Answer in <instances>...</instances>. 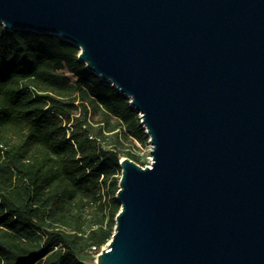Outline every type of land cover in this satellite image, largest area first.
I'll list each match as a JSON object with an SVG mask.
<instances>
[{
  "label": "water",
  "instance_id": "obj_1",
  "mask_svg": "<svg viewBox=\"0 0 264 264\" xmlns=\"http://www.w3.org/2000/svg\"><path fill=\"white\" fill-rule=\"evenodd\" d=\"M3 31L57 36L139 114L95 264H264V0H0Z\"/></svg>",
  "mask_w": 264,
  "mask_h": 264
},
{
  "label": "trees",
  "instance_id": "obj_2",
  "mask_svg": "<svg viewBox=\"0 0 264 264\" xmlns=\"http://www.w3.org/2000/svg\"><path fill=\"white\" fill-rule=\"evenodd\" d=\"M50 36L54 46L42 39ZM53 35L0 25V264H89L111 239L129 100Z\"/></svg>",
  "mask_w": 264,
  "mask_h": 264
},
{
  "label": "rangeland",
  "instance_id": "obj_3",
  "mask_svg": "<svg viewBox=\"0 0 264 264\" xmlns=\"http://www.w3.org/2000/svg\"><path fill=\"white\" fill-rule=\"evenodd\" d=\"M42 39L45 43L49 45L50 48L54 46V41L50 36H43ZM124 148L139 159V162L143 165V168L150 166V163L152 162V157L151 146L149 145V143L146 146H140L136 142H127L124 145ZM95 258L89 264H95Z\"/></svg>",
  "mask_w": 264,
  "mask_h": 264
},
{
  "label": "built area",
  "instance_id": "obj_4",
  "mask_svg": "<svg viewBox=\"0 0 264 264\" xmlns=\"http://www.w3.org/2000/svg\"><path fill=\"white\" fill-rule=\"evenodd\" d=\"M150 165H151V163H150Z\"/></svg>",
  "mask_w": 264,
  "mask_h": 264
}]
</instances>
